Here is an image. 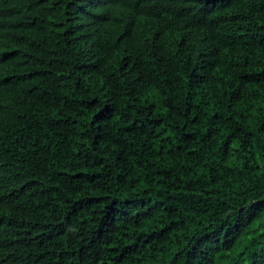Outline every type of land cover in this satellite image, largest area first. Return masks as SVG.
<instances>
[{"label": "trees", "instance_id": "obj_1", "mask_svg": "<svg viewBox=\"0 0 264 264\" xmlns=\"http://www.w3.org/2000/svg\"><path fill=\"white\" fill-rule=\"evenodd\" d=\"M0 264H264V0H0Z\"/></svg>", "mask_w": 264, "mask_h": 264}, {"label": "clouds", "instance_id": "obj_2", "mask_svg": "<svg viewBox=\"0 0 264 264\" xmlns=\"http://www.w3.org/2000/svg\"><path fill=\"white\" fill-rule=\"evenodd\" d=\"M211 3V2H210Z\"/></svg>", "mask_w": 264, "mask_h": 264}]
</instances>
